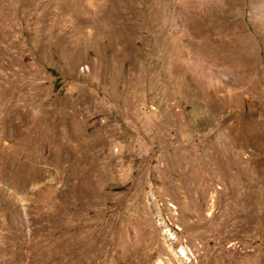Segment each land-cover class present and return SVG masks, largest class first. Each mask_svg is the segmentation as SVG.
I'll return each instance as SVG.
<instances>
[{
    "label": "rangeland",
    "instance_id": "1",
    "mask_svg": "<svg viewBox=\"0 0 264 264\" xmlns=\"http://www.w3.org/2000/svg\"><path fill=\"white\" fill-rule=\"evenodd\" d=\"M190 261L264 264V0H0V264Z\"/></svg>",
    "mask_w": 264,
    "mask_h": 264
},
{
    "label": "built area",
    "instance_id": "2",
    "mask_svg": "<svg viewBox=\"0 0 264 264\" xmlns=\"http://www.w3.org/2000/svg\"><path fill=\"white\" fill-rule=\"evenodd\" d=\"M166 234L169 237V240L171 241V233H176L175 231H172L169 227L165 229ZM186 248L182 246V252H177V254L179 255L180 253H186ZM187 264H190V262H186Z\"/></svg>",
    "mask_w": 264,
    "mask_h": 264
},
{
    "label": "bare ground",
    "instance_id": "3",
    "mask_svg": "<svg viewBox=\"0 0 264 264\" xmlns=\"http://www.w3.org/2000/svg\"><path fill=\"white\" fill-rule=\"evenodd\" d=\"M7 135V134H6ZM174 234V233H173ZM172 238H175V236L174 237H172ZM179 252H182V247H181V251H179ZM180 254H182L183 256H186V253H180ZM179 254V255H180ZM158 264H161L160 262H158Z\"/></svg>",
    "mask_w": 264,
    "mask_h": 264
}]
</instances>
